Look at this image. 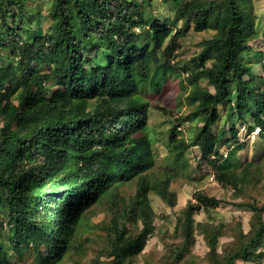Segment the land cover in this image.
Returning <instances> with one entry per match:
<instances>
[{"label":"trees","instance_id":"obj_1","mask_svg":"<svg viewBox=\"0 0 264 264\" xmlns=\"http://www.w3.org/2000/svg\"><path fill=\"white\" fill-rule=\"evenodd\" d=\"M29 1L0 0V264H18L14 257L25 254L39 264H62L86 212L138 177L128 221L141 219L143 226L128 237L127 224L116 227L106 263L132 264L155 228L150 192L177 203L170 175L155 184L147 179L154 150L149 103L139 94L148 84L161 91L170 71L188 73L191 110L183 120L198 117L191 139L179 136L181 122L170 129L175 162L196 147L198 167L206 165L207 175L214 170L226 186L243 191L260 177L257 162L225 164L221 150L223 143L247 144L236 117L244 123L254 117L249 132L258 126L264 138V75L254 64L264 58V32L254 0H50L47 26L39 30L33 22L42 16L31 13ZM163 5L173 10V24L182 22L177 30L157 12ZM191 26L213 34L193 66L180 67L179 37ZM195 197L179 216L186 247L194 240L196 210L222 201L202 191ZM241 206L254 212L251 230L240 233L220 264H252L264 255L262 207Z\"/></svg>","mask_w":264,"mask_h":264},{"label":"rangeland","instance_id":"obj_2","mask_svg":"<svg viewBox=\"0 0 264 264\" xmlns=\"http://www.w3.org/2000/svg\"><path fill=\"white\" fill-rule=\"evenodd\" d=\"M254 3L260 15L259 29L264 32V0H254ZM28 6L31 13H40L42 16H35L33 29L45 28L51 1L30 0ZM157 12L170 16L169 22L175 30L182 26V22L173 24L174 12L167 5L160 6ZM212 34L211 30L196 31L192 26L185 27L179 37L180 51L174 62L179 61L180 67L188 63L189 68L193 66L191 59L200 53L204 40L210 38ZM254 62L255 71H261L264 75V58H255ZM152 68H155L154 61ZM187 76L186 71L181 73L177 69L170 71L161 91H155L148 84L139 93L142 100L149 103L147 132L151 136L154 150V163L146 173L147 179L155 184L170 175L172 177L170 187L177 193V203L171 206L155 190L150 192L155 228L147 236L144 250L132 259V264H220L225 261L226 255L239 245L240 233L247 234L251 230L254 212L241 204L256 203L262 207L264 213V138L263 130L260 131L258 126L249 132L250 124L255 122L254 117H249L248 123L235 118V123L239 127V139L240 141L245 139L247 142L244 147H240L238 142L233 145V142L223 143L221 146L224 153L229 150L225 164L241 168L244 164L257 162L260 166V169H257L260 171V177L247 183L243 191L226 186L216 177L211 179L214 170L208 175L205 174L209 168L206 165L198 167L195 158L196 147L189 148L183 157L175 162V153L170 151L169 133L175 124L184 122L183 119L191 110L185 88ZM202 84L207 85V81L204 80ZM192 110L194 111V106ZM185 124L187 125L185 132L178 129L181 131L179 136L191 139L198 128V117H192L191 121ZM227 135L232 136V133ZM139 181L138 177H134L121 183L117 189L109 190L86 212L83 224L78 228L74 243L62 264H89L94 260L106 264L113 258L111 250L117 236L116 227L127 224L126 237L135 236L141 231L143 226L141 219L128 221L129 209L135 200ZM198 191L220 198L222 201L219 205L210 207V211L196 210L194 240L186 247L184 221L179 216L183 214L189 201L196 202L195 193ZM3 209L5 210V207ZM216 235V244H211L210 237ZM179 249H182L181 255L176 256ZM260 249L264 251V244ZM18 257H14L18 264L40 263L33 255L25 254ZM124 264H128V260ZM252 264H264V255L258 256Z\"/></svg>","mask_w":264,"mask_h":264},{"label":"built area","instance_id":"obj_3","mask_svg":"<svg viewBox=\"0 0 264 264\" xmlns=\"http://www.w3.org/2000/svg\"><path fill=\"white\" fill-rule=\"evenodd\" d=\"M185 123H189V121L188 120H186V121H184V122H182V123H180L179 125H178V129H180V130H183L184 132H185V126H187ZM228 151L229 150H227V152L226 153H224V156L226 157V155H227V153H228ZM224 152V151H223ZM213 175L214 176H212L211 177V179H215V174L213 173Z\"/></svg>","mask_w":264,"mask_h":264}]
</instances>
